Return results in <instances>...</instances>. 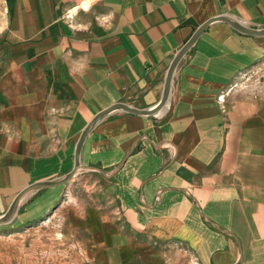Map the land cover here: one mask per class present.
Listing matches in <instances>:
<instances>
[{"label": "crops", "instance_id": "0c3cea01", "mask_svg": "<svg viewBox=\"0 0 264 264\" xmlns=\"http://www.w3.org/2000/svg\"><path fill=\"white\" fill-rule=\"evenodd\" d=\"M264 0H0V217L27 186L109 173L121 216L72 212L86 264H264ZM68 184L20 203L0 240L52 215ZM114 213V212H113ZM74 215V216H73Z\"/></svg>", "mask_w": 264, "mask_h": 264}, {"label": "rangeland", "instance_id": "374dc122", "mask_svg": "<svg viewBox=\"0 0 264 264\" xmlns=\"http://www.w3.org/2000/svg\"><path fill=\"white\" fill-rule=\"evenodd\" d=\"M262 85L264 70L253 69L232 87L247 94ZM76 208L82 211L95 208L112 218L121 216L109 173L78 172L68 183L62 205L52 215L32 224L20 235L0 240V264H86L76 244L83 235L77 237V231L67 224Z\"/></svg>", "mask_w": 264, "mask_h": 264}, {"label": "water", "instance_id": "95a60500", "mask_svg": "<svg viewBox=\"0 0 264 264\" xmlns=\"http://www.w3.org/2000/svg\"><path fill=\"white\" fill-rule=\"evenodd\" d=\"M218 21H222V22L229 24L232 28H234L236 31H238L242 34H246V35H250V36H254V37H264V28L263 29H252V28H249V27H247V26H245L239 22H235V21H233L230 18L225 17V16H218V17L210 19L209 21L204 23L202 26H200L196 30V32L192 35V37L181 48V50L179 51L177 56L174 58L171 66L169 68L168 74H167L163 98L154 109H152V110L151 109L150 110H141V109L133 108L131 106H127L124 104H116V105L110 107L109 109L101 112L100 114H98L94 118V120L89 124L87 130L84 132L83 137H82L81 142H80V145H81L84 137L92 129L93 126H95L98 122H100L101 120H103L109 114H111L112 112H114L116 110H122V111L127 112V113L142 115V116H147V117H151L152 115L157 113L159 110H161L168 102L173 74H174V71H175L178 63L187 54V52L192 48V46L195 44V42L198 40V38L209 28V26L212 23L218 22ZM80 168H81V165H80V160H79V148H78V152L76 154V164H75V167L73 168V170L69 174H67L66 176H64L63 178H60L58 180H52V181H46V182H37V183H33V184L27 186L26 188H24L15 197V199H14V201L10 207V210L7 212V214L0 217V226L1 225L13 226L16 223L15 214L18 210V207H19L21 201L28 194L32 193L33 191L40 190V189L58 187L61 185L68 184L77 175Z\"/></svg>", "mask_w": 264, "mask_h": 264}]
</instances>
